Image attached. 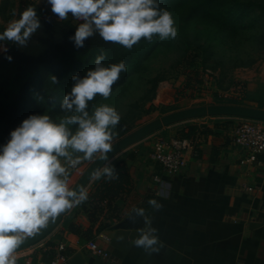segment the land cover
I'll use <instances>...</instances> for the list:
<instances>
[{
    "label": "clouds",
    "instance_id": "9594fccd",
    "mask_svg": "<svg viewBox=\"0 0 264 264\" xmlns=\"http://www.w3.org/2000/svg\"><path fill=\"white\" fill-rule=\"evenodd\" d=\"M52 12L60 20H68L69 14L81 21L71 39L77 48L98 33L106 43L118 44L128 50L142 39L151 42L154 35L160 40L175 39L172 14L161 10L157 0H48ZM15 15V13H13ZM41 27L37 9L28 6L18 19L12 20L0 33V41H9L21 47ZM7 52V47H0ZM9 61L11 56L6 57ZM106 53L95 59L94 70L75 81L66 94L62 109L66 113L60 122L49 115H31L10 133V140L0 152V264H17V249L27 237H31L88 199L87 189L79 191L69 187L68 168L77 169L84 162L108 161L117 135L113 130L122 116L116 108L101 104L90 115L88 103L98 95L107 100L122 72H127L123 61L103 66ZM56 83V77H52ZM70 125H78L73 134ZM71 150V151H70ZM82 153L73 158L72 153ZM65 158L68 167L61 162ZM118 180L115 167L104 164L97 168L92 179ZM156 211L163 204L149 199ZM137 217H146L143 208L133 209ZM147 227L133 241L138 248L159 252L163 247L157 229L145 219Z\"/></svg>",
    "mask_w": 264,
    "mask_h": 264
},
{
    "label": "crops",
    "instance_id": "0c3cea01",
    "mask_svg": "<svg viewBox=\"0 0 264 264\" xmlns=\"http://www.w3.org/2000/svg\"><path fill=\"white\" fill-rule=\"evenodd\" d=\"M237 122L235 117H217L189 123L185 133L191 126L197 128L190 138L193 149L187 153V167L177 175H166L151 159L157 137L147 149L135 147L118 157L127 164L132 182L119 222L134 208H143L163 244L156 246L159 252L134 245L141 230L113 227L95 233L92 240L110 255L105 259L88 249L91 241L63 228L44 247L16 253L17 264L47 263L59 243L67 246L71 257L82 253L86 264H264V155L257 163H240L247 153L234 142ZM162 132L155 135L170 132L161 138L182 137L181 131ZM149 199L163 208L156 211ZM71 221L85 229L90 226L84 215Z\"/></svg>",
    "mask_w": 264,
    "mask_h": 264
},
{
    "label": "rangeland",
    "instance_id": "374dc122",
    "mask_svg": "<svg viewBox=\"0 0 264 264\" xmlns=\"http://www.w3.org/2000/svg\"><path fill=\"white\" fill-rule=\"evenodd\" d=\"M32 1L37 9L41 27L29 38L26 46L21 47L15 44L17 54L37 44V38L42 34L46 38H52V35L65 31L69 37H73L77 26L81 23L72 18L71 14L68 20H60L52 12L48 0ZM263 1L260 0V3L264 4ZM18 7L19 0H0V27H7L10 21L17 19ZM187 10L188 7L185 6L184 8H179L178 5L169 6L167 11L174 19V27L177 30L176 38L160 40L158 35H154L151 42L143 39L144 48L140 52L141 58L135 64H125L128 71L121 73L120 79L114 85L112 95L107 100L100 99L86 110L91 115L94 109L101 104H108L117 109L122 119L113 130L117 133L113 143L141 126L178 110L218 103L229 104L230 102H241L248 107L255 108L264 105V17L261 16L259 22L254 24V28L231 34L202 17L186 23ZM261 10L258 5L255 6L249 13L250 17L252 18L255 12L260 15ZM0 47L8 48L7 52L0 51V103L15 111L9 114L4 113V117L9 119L7 120L8 128L15 130L23 120L31 115H49L54 122L59 123L64 115L71 114L62 109L63 99L56 102L57 108L42 110L39 105L38 87L41 81H39L40 76L45 74L44 71L43 74L37 73L30 80L27 77L20 78L18 63L6 58L12 56L9 47L5 44ZM196 48L200 55L198 66L201 75L199 78L203 80V83L196 85L193 83L192 88H186L187 78L179 72L182 67L179 65L180 56L184 50L189 49V52H193ZM154 80H159V82L153 90ZM23 91L28 95H23ZM21 95L26 96L22 102L20 101ZM196 120L163 129H166V132L173 131L179 134L189 123ZM69 128L74 134L78 125H70ZM157 132L163 133L162 129ZM157 132L128 151H132L135 147L147 149L153 139L156 137L160 139L170 133L155 135ZM72 155L75 158L83 154L73 152ZM118 160L119 158L112 163ZM61 162L68 167L65 158H61ZM91 163L86 161L78 165L77 169L68 168L69 187L74 186ZM74 209L45 240L19 252L29 253L37 247H44L46 242L50 243L49 237L58 229L61 231L67 228L64 220L69 219L71 222L75 214Z\"/></svg>",
    "mask_w": 264,
    "mask_h": 264
},
{
    "label": "trees",
    "instance_id": "16d2710c",
    "mask_svg": "<svg viewBox=\"0 0 264 264\" xmlns=\"http://www.w3.org/2000/svg\"><path fill=\"white\" fill-rule=\"evenodd\" d=\"M157 2L161 10H167L169 6L177 5L179 8L188 7L186 23L202 17L217 24L221 30L228 31L231 34L240 30L245 31L248 28H254V24L259 22L261 16L264 17V4H261L260 0H157ZM33 4L32 0H19L17 19L26 7H34ZM257 5L262 9L261 14L258 15L255 12L251 18L249 13ZM5 29L6 27H0V33ZM142 41L143 39L137 45H134L131 50H128L118 44L104 42L99 34L96 33L85 41L82 48H77L71 37L64 31L63 33L58 32L54 36L52 35V38H46L44 34L40 35L37 38V44H34L29 49L27 48L21 54L16 53L14 43L4 41V44L9 47L12 60L19 65L20 78L27 77L30 80L37 73L43 74L44 71L45 74L40 76L41 78L39 79L41 81L38 87V99L42 110H48L57 108L55 106L56 102L59 99L64 100L65 95L70 93L71 88L75 84L72 79L73 76L83 78L87 71L94 70L95 59L101 54V50L106 53L103 66H109L112 63L121 61L125 64H135L141 58L140 52L144 48ZM189 51V49H186L182 52L181 61L179 62V65L182 66L179 72L187 78L186 88H192L193 83L194 85L203 83V80L199 78L201 73L198 66L200 58L198 48L193 50V52ZM52 77H56V83L52 82ZM158 82L159 80L153 81V90ZM22 94L28 95L25 91ZM25 97L21 95L20 101L22 102ZM100 99L102 97L99 95L95 97L93 101L88 103V108L89 106H94ZM229 104L246 106L241 102H230ZM259 108L264 109V105ZM12 109L0 103V152H2V147L11 138L10 133L13 129L8 128L7 120L9 119L4 117V115L15 112ZM196 131L197 128L191 126L189 127V132L185 133L184 128L181 131V138L190 139L196 134ZM129 156L133 157L134 155L130 154ZM111 165L118 172L119 179L110 181L107 177H104L96 180L88 194L87 201L74 209L75 217L73 218H77L78 215L86 216L90 224L89 228L85 229L82 224L75 221L70 222L69 219L64 221L71 233L87 241H92L95 233L98 234L104 229H111L119 222L121 205L132 192V182L127 164L124 161H117ZM54 254L55 251H52L51 258Z\"/></svg>",
    "mask_w": 264,
    "mask_h": 264
},
{
    "label": "water",
    "instance_id": "95a60500",
    "mask_svg": "<svg viewBox=\"0 0 264 264\" xmlns=\"http://www.w3.org/2000/svg\"><path fill=\"white\" fill-rule=\"evenodd\" d=\"M2 44H4V41H0V45ZM204 117L248 118L264 122V109L231 104H213L182 109L166 114L141 126L140 128L114 142L113 150L108 153V161L96 160L92 162L72 188L79 191L80 186L83 185L86 189H88L96 181L92 179V174L97 168L103 167L106 163L111 164L121 154L128 151L151 134L172 125ZM72 210L73 209L67 213L61 214L55 221H50L45 228L41 229L35 235L27 237L17 249V252L31 248L45 240L50 234L54 232V230ZM145 219H147V217H137L132 212L124 220L117 223L114 228L142 230L147 226ZM69 264H86V260L84 259L82 253L78 252L71 257Z\"/></svg>",
    "mask_w": 264,
    "mask_h": 264
},
{
    "label": "built area",
    "instance_id": "2783aa9c",
    "mask_svg": "<svg viewBox=\"0 0 264 264\" xmlns=\"http://www.w3.org/2000/svg\"><path fill=\"white\" fill-rule=\"evenodd\" d=\"M237 120L234 128V142L247 153L240 163L243 165L257 163L258 156L264 155V122L248 118H237ZM192 149L190 139L160 138L153 145L151 159L160 165L166 175H177L187 167V153ZM88 249L97 256L110 258V255L96 242L91 241ZM54 251V256L47 263L42 264H69L71 255L64 243H59Z\"/></svg>",
    "mask_w": 264,
    "mask_h": 264
}]
</instances>
